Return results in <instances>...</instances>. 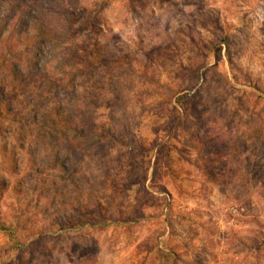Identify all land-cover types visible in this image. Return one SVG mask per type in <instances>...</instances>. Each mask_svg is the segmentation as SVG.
Here are the masks:
<instances>
[{"label":"rangeland","instance_id":"rangeland-1","mask_svg":"<svg viewBox=\"0 0 264 264\" xmlns=\"http://www.w3.org/2000/svg\"><path fill=\"white\" fill-rule=\"evenodd\" d=\"M0 264H264V0H0Z\"/></svg>","mask_w":264,"mask_h":264},{"label":"trees","instance_id":"trees-1","mask_svg":"<svg viewBox=\"0 0 264 264\" xmlns=\"http://www.w3.org/2000/svg\"><path fill=\"white\" fill-rule=\"evenodd\" d=\"M37 70H38V71H41L40 66H38ZM18 73H19V76H22V73H20L19 71H18ZM185 97H189V96H188L187 94H181V95H179L178 98H177V103L179 104V106H180L182 109H185V106H187V105H185V104H183V103L181 102V100H182L183 98H185ZM57 114H58V113H57ZM56 116H57V119L54 120L53 123L51 124V127H52L54 130H58L59 123L61 122L60 120H58V115H56Z\"/></svg>","mask_w":264,"mask_h":264}]
</instances>
